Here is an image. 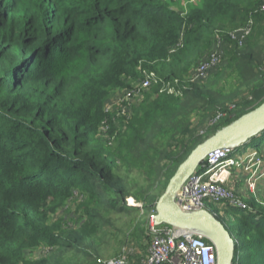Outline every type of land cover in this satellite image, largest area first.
<instances>
[{
	"label": "trees",
	"instance_id": "1",
	"mask_svg": "<svg viewBox=\"0 0 264 264\" xmlns=\"http://www.w3.org/2000/svg\"><path fill=\"white\" fill-rule=\"evenodd\" d=\"M263 1L184 7L172 0H0V264H57L68 251L86 254L82 245L106 225L100 209L131 211L127 196L154 209L191 149L261 104L264 71L252 54L264 39ZM250 18L252 31L238 51L227 33ZM214 33L230 45L225 81H235L243 67L251 77L244 93L234 94L233 108L181 83L212 49ZM142 70L158 82L115 120L104 103ZM174 79L180 95L159 92ZM205 99L207 115L191 130L195 107H188ZM216 112L224 113L220 122L198 135ZM103 128L107 138L99 137ZM263 139L264 131L249 143L257 149ZM141 175L147 182L140 190ZM157 176L158 192L149 194ZM75 201L70 228L65 214ZM242 202L245 208L225 204L232 227L210 213L234 238L232 264H264V208L254 198ZM39 247L50 251L28 256Z\"/></svg>",
	"mask_w": 264,
	"mask_h": 264
},
{
	"label": "rangeland",
	"instance_id": "2",
	"mask_svg": "<svg viewBox=\"0 0 264 264\" xmlns=\"http://www.w3.org/2000/svg\"><path fill=\"white\" fill-rule=\"evenodd\" d=\"M183 1L185 0H172V4H176L178 2L182 3ZM33 34L34 33H31L30 36H32ZM31 38L33 37H29L27 41L29 42ZM242 48L243 47H239L237 48V50L242 51ZM252 56L253 59L261 66L262 71H264V39H262V41L254 49ZM224 63L225 58H223L220 64L221 68H219V70H217L216 72H212V69L210 73H208V75L201 81L193 79L192 76H190V70L189 74L186 76L183 82L181 81V83L189 88L205 89L211 94L213 98L216 99V101L224 103V105L228 106V108H233L232 101L235 99L234 94L236 92H240V94H243L246 89L245 83L250 82L251 77L249 76L248 69L243 67L241 72L238 73V78H236L235 81L226 82L224 77L226 76L228 71H225L224 67L226 66V63L225 65ZM136 83L137 81H130L128 82L129 86L123 89L113 90L110 97L104 103L105 110L108 113H112L115 120L123 117L124 114H129L131 112V108L134 105H138L144 98V95L151 92L154 86H150L141 94V96L133 97L130 100H123L122 98L124 95V91H126ZM207 105L208 104L205 99L203 102L193 103L190 107H188V109L195 107L194 110H191L189 112L191 117V125L189 128L191 130H195L199 125V116L207 115L209 109ZM204 133L198 132V135H205ZM99 137L107 138V131L100 129ZM113 138L115 139L114 135ZM186 138L189 137L186 136ZM247 145L249 146L245 147L240 145L238 147L232 148L226 154V157H231L235 160V162L232 165L226 167L230 171V179L224 187L226 188L227 192L231 193V196L235 194L236 198L239 197L242 201H249L251 198H254L257 203L264 208V183L261 184V179L264 177V144L262 145V147H260V149H256L255 146L250 147L252 143H248ZM202 164L207 165V161L204 160ZM253 171L255 172L252 178H249L248 176H251ZM241 174L243 177H240ZM238 176L240 178L237 180ZM160 180L161 177L158 179L157 176L156 180L152 182L151 189L148 190L149 194H156L158 192V189L160 187L158 182ZM146 182L147 181L144 179V176H139V184L137 186V189L141 190V186H143V184H145ZM237 183L238 190L235 188ZM126 203L132 207L131 211L117 210V212H115L113 210H110L109 208L102 210L100 209L98 211L106 225L103 224L102 228H100L99 232L94 237L92 242H87L86 244L82 245L84 250L87 252L86 254H79L68 251L65 253L66 258L56 263L101 264L103 261L119 255L122 251V247L125 244L136 247L138 251H142V249L146 248L147 239L144 236H146L147 218L152 209H150V207H145L143 209L140 206L138 207L134 205L135 203H138L142 206V204L139 201H136L132 196L126 197ZM77 204L78 201L70 202L66 209V223L70 228H73V225L75 224L73 221H77ZM225 220V223L228 226L232 227L235 225L233 217H227ZM49 251L50 250L46 249L45 247H39L34 249L33 251H30L31 253L28 256L32 257V259H39L44 253H48ZM56 260L57 259H55V261Z\"/></svg>",
	"mask_w": 264,
	"mask_h": 264
},
{
	"label": "built area",
	"instance_id": "3",
	"mask_svg": "<svg viewBox=\"0 0 264 264\" xmlns=\"http://www.w3.org/2000/svg\"><path fill=\"white\" fill-rule=\"evenodd\" d=\"M195 1L185 0L182 4L185 7ZM258 11H264V1L259 6ZM252 25L253 20L250 18L241 27L230 30L226 38L235 42L239 47L243 46L252 31ZM226 38L214 33L212 49L191 70L190 76L193 79L201 81L212 69L221 64L225 49L229 45ZM135 81H137L136 84L124 91L123 100L141 96L150 86L155 85L158 79L155 78L153 72L142 70V76ZM177 83L176 79L164 83L160 86L159 92L180 95L181 90L176 85ZM223 116V112H216L208 120L206 128L199 130V133H204L207 127L217 124ZM103 130L105 129L103 128ZM229 150L223 148L209 153L205 159L207 165L202 164L200 169L190 175L181 185L176 193L175 201L182 210L206 209L210 212V210H214L213 207L221 202H227L234 207L245 208L242 200L239 197L236 198L234 193L231 196V193L227 192L224 187L230 179V171L226 167L235 162L231 157H226ZM254 172L248 177L252 178ZM134 205L141 207L138 203ZM155 215L156 211L152 209L147 218L145 255H142L136 247L125 244L119 255L103 261L101 264H216V251L211 242L206 241L201 234L190 230L166 224H156L154 222Z\"/></svg>",
	"mask_w": 264,
	"mask_h": 264
},
{
	"label": "water",
	"instance_id": "4",
	"mask_svg": "<svg viewBox=\"0 0 264 264\" xmlns=\"http://www.w3.org/2000/svg\"><path fill=\"white\" fill-rule=\"evenodd\" d=\"M263 131L264 101L221 127L191 149L157 198L154 204L156 211L154 222L201 234L213 244L216 251V264H232L235 242L225 225L206 209L182 210L175 201V196L181 185L202 165L209 153L223 148L246 146L252 138Z\"/></svg>",
	"mask_w": 264,
	"mask_h": 264
},
{
	"label": "crops",
	"instance_id": "5",
	"mask_svg": "<svg viewBox=\"0 0 264 264\" xmlns=\"http://www.w3.org/2000/svg\"><path fill=\"white\" fill-rule=\"evenodd\" d=\"M262 143V144H261ZM260 144L261 145H259V149H260V147H262V145L264 144V139H263V141L261 142ZM245 147H247V146H245ZM250 147H252V146H250ZM256 148V147H255ZM257 148V149H258ZM239 150V149H238ZM237 150V151H238ZM241 150V149H240ZM263 153V152H262ZM240 177H243L242 176V174H241V176ZM239 176H238V178H237V180L240 178ZM262 183H264V177L261 179V184ZM235 188L238 190V183L236 184V186H235ZM225 204H226V202H221V203H219L218 205H216L215 207H213L214 208V210L215 211H213L214 213H216L217 215H219V216H222L223 218L224 217H230L231 216V214L229 213V216L228 215H226L225 214V208H226V206H225ZM228 209V208H227ZM232 217V216H231ZM231 219V218H230ZM140 253H142V255H145L146 254V248H144V249H142V251H140Z\"/></svg>",
	"mask_w": 264,
	"mask_h": 264
},
{
	"label": "snow or ice",
	"instance_id": "6",
	"mask_svg": "<svg viewBox=\"0 0 264 264\" xmlns=\"http://www.w3.org/2000/svg\"><path fill=\"white\" fill-rule=\"evenodd\" d=\"M131 202V201H130Z\"/></svg>",
	"mask_w": 264,
	"mask_h": 264
}]
</instances>
